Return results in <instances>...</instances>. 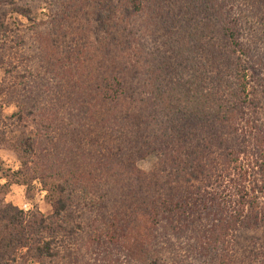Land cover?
Masks as SVG:
<instances>
[{
    "label": "trees",
    "instance_id": "obj_1",
    "mask_svg": "<svg viewBox=\"0 0 264 264\" xmlns=\"http://www.w3.org/2000/svg\"><path fill=\"white\" fill-rule=\"evenodd\" d=\"M0 70V264H264V0H0Z\"/></svg>",
    "mask_w": 264,
    "mask_h": 264
},
{
    "label": "rangeland",
    "instance_id": "obj_2",
    "mask_svg": "<svg viewBox=\"0 0 264 264\" xmlns=\"http://www.w3.org/2000/svg\"><path fill=\"white\" fill-rule=\"evenodd\" d=\"M47 16V8L43 7L37 11L35 15H33V19L36 21L45 20ZM16 20L19 22L21 26L29 25V21L26 20L24 17L15 16ZM3 77V71L0 70V81ZM16 111V107L14 105L11 106H4V113L5 114H12ZM264 112V110H263ZM156 162V158L154 156H149L138 163V166L143 170H150L154 167ZM21 167V163L17 158L16 153L9 148L0 149V183L4 184L6 180L2 177V173L5 171L15 172ZM32 197H28L27 194V187L25 185H18L15 184L11 186L10 191L6 195V201L12 203L14 206L19 208L24 214H26L27 218L31 217L34 212L38 211L40 214L44 216H48L52 212V207L50 200L47 199L48 191L46 188L43 187L41 181L36 178L33 180L31 187H29ZM18 194L20 195V199L18 198ZM24 202H29L33 206V210L30 212H24L21 208ZM246 238H251L253 235H257L258 233L245 231L242 233ZM181 240L186 242L185 237L180 238ZM244 246V250L248 251L251 248V243L248 240L242 242ZM187 243H186V250H187ZM240 253V252H239ZM238 253V254H239ZM89 255L86 254V258ZM90 258V257H89ZM32 264H39L38 262H33Z\"/></svg>",
    "mask_w": 264,
    "mask_h": 264
},
{
    "label": "built area",
    "instance_id": "obj_3",
    "mask_svg": "<svg viewBox=\"0 0 264 264\" xmlns=\"http://www.w3.org/2000/svg\"><path fill=\"white\" fill-rule=\"evenodd\" d=\"M24 212H30L33 210V206L29 202H24L21 208Z\"/></svg>",
    "mask_w": 264,
    "mask_h": 264
},
{
    "label": "crops",
    "instance_id": "obj_4",
    "mask_svg": "<svg viewBox=\"0 0 264 264\" xmlns=\"http://www.w3.org/2000/svg\"><path fill=\"white\" fill-rule=\"evenodd\" d=\"M18 198H19V199L21 198L19 194H18Z\"/></svg>",
    "mask_w": 264,
    "mask_h": 264
}]
</instances>
